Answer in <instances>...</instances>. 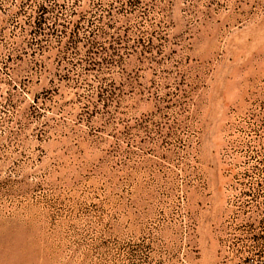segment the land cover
<instances>
[{"label":"rangeland","instance_id":"1","mask_svg":"<svg viewBox=\"0 0 264 264\" xmlns=\"http://www.w3.org/2000/svg\"><path fill=\"white\" fill-rule=\"evenodd\" d=\"M0 264H264V0H0Z\"/></svg>","mask_w":264,"mask_h":264}]
</instances>
